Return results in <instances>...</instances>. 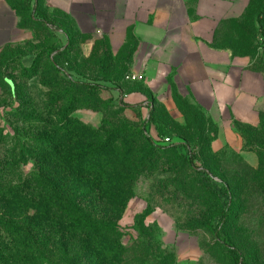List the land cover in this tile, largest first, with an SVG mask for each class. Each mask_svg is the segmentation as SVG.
<instances>
[{
    "label": "rangeland",
    "instance_id": "rangeland-1",
    "mask_svg": "<svg viewBox=\"0 0 264 264\" xmlns=\"http://www.w3.org/2000/svg\"><path fill=\"white\" fill-rule=\"evenodd\" d=\"M55 26L34 9L20 41L0 53V168L17 164L13 180L23 186L42 165L56 169L55 161L20 158L23 145L39 152L57 141L71 154L111 143L116 194L97 191L88 177L74 194L93 215L117 221L130 253L144 258L133 264H238L213 234L230 202L223 238L249 264H264V125L224 124L176 84L161 97L133 90L128 58L113 56L105 42L87 51L83 38ZM255 35L233 45L264 57V38ZM134 91L149 103H131ZM145 133L158 147L152 152Z\"/></svg>",
    "mask_w": 264,
    "mask_h": 264
},
{
    "label": "crops",
    "instance_id": "crops-1",
    "mask_svg": "<svg viewBox=\"0 0 264 264\" xmlns=\"http://www.w3.org/2000/svg\"><path fill=\"white\" fill-rule=\"evenodd\" d=\"M36 6L87 51L105 42L128 58V73L144 75L127 83L133 90L161 97L176 84L224 124H264V57L233 45L249 31L260 37L261 0H0V53L20 41ZM129 100L149 103L137 91Z\"/></svg>",
    "mask_w": 264,
    "mask_h": 264
},
{
    "label": "trees",
    "instance_id": "trees-1",
    "mask_svg": "<svg viewBox=\"0 0 264 264\" xmlns=\"http://www.w3.org/2000/svg\"><path fill=\"white\" fill-rule=\"evenodd\" d=\"M34 9L39 10V6L29 13ZM257 20L264 38V5ZM45 21L55 24L57 30L61 28L54 20L45 18ZM64 32L70 35L67 30ZM56 139L59 141L61 134ZM110 144L102 142L71 154L58 146L57 141L45 143L39 152L23 145L20 158L26 162L33 159L56 162L54 171L40 165L33 173L32 183L23 186L13 180L17 164L0 168L3 169L0 171V264H133L144 259L139 252L130 253L117 221L93 215L74 194L83 189L78 186L83 177L99 183L92 185L97 191L116 194L119 186L114 179L116 169L109 160V154L114 152ZM143 145L149 152L158 148L149 133H145ZM188 153L189 162L196 168L191 159L193 151L188 149ZM127 162L128 159L122 161ZM47 176L56 182L47 181ZM232 211L230 202L213 234L238 264H249L240 249L223 238V226L230 220Z\"/></svg>",
    "mask_w": 264,
    "mask_h": 264
},
{
    "label": "built area",
    "instance_id": "built-area-1",
    "mask_svg": "<svg viewBox=\"0 0 264 264\" xmlns=\"http://www.w3.org/2000/svg\"><path fill=\"white\" fill-rule=\"evenodd\" d=\"M127 80L132 81V82L142 81V80H144V75L141 74V73H132V72H130V73L127 74ZM164 141L167 144L170 143L171 142L170 137L164 138Z\"/></svg>",
    "mask_w": 264,
    "mask_h": 264
},
{
    "label": "water",
    "instance_id": "water-1",
    "mask_svg": "<svg viewBox=\"0 0 264 264\" xmlns=\"http://www.w3.org/2000/svg\"><path fill=\"white\" fill-rule=\"evenodd\" d=\"M9 82H10V84L13 86V82L12 81H10V80H8Z\"/></svg>",
    "mask_w": 264,
    "mask_h": 264
}]
</instances>
